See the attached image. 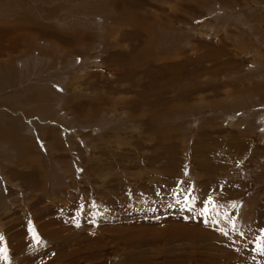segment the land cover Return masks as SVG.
I'll return each mask as SVG.
<instances>
[{
  "label": "rangeland",
  "instance_id": "374dc122",
  "mask_svg": "<svg viewBox=\"0 0 264 264\" xmlns=\"http://www.w3.org/2000/svg\"><path fill=\"white\" fill-rule=\"evenodd\" d=\"M0 61V264H264V0H0Z\"/></svg>",
  "mask_w": 264,
  "mask_h": 264
},
{
  "label": "crops",
  "instance_id": "0c3cea01",
  "mask_svg": "<svg viewBox=\"0 0 264 264\" xmlns=\"http://www.w3.org/2000/svg\"><path fill=\"white\" fill-rule=\"evenodd\" d=\"M9 66V63L8 62H5V61H0V68H6V67H8ZM42 70V69H41ZM39 73H40V71H39ZM37 74H38V71H37ZM18 92H20V90L19 91H17V93ZM14 94V93H13ZM28 94V93H27ZM34 96V95H33ZM37 96H34V99H37L36 98ZM38 109V108H37ZM41 112L43 111L42 109L40 110ZM2 113H0V115H1ZM37 114H40L39 112H38V110H36V111H32V112H30L28 115H37ZM28 115H25L24 117L26 118V117H28ZM39 116H41V117H43V113H41ZM18 119V121H20L19 120V118H17ZM11 121L12 120H10L7 124H5V127L7 126V128L9 129V131L11 132V138L13 139V143L11 144V146L9 147V148H4V146H2L3 147V149L2 150H0V153H3V154H1V155H4L5 157H9V158H11V156H14V159H15V163L17 162V159H19V161L16 163V164H14L13 162H12V164H14V165H20L21 163H22V161L24 160L23 158H21V157H24L25 156V151H23V150H19V146H20V143L21 144H24V147L23 148H26L25 147V145H27L28 146V148L30 149V150H28V151H33L34 149H33V147H31V143H32V139H31V129L29 128V125H26L25 123H24V121L22 122V123H18V124H16L15 122H12L11 123ZM27 124H28V122H27ZM16 129V130H15ZM40 131L41 132H43V127L41 126L40 127ZM12 133H13V135H12ZM52 133H55V132H52ZM14 138H16L15 140L17 141H15L14 140ZM28 148H26V149H28ZM12 149V151H11V154L10 153H8L7 151H10ZM17 150H19V151H21L20 153H18L19 155L22 153V151H23V154H22V156L20 155V156H15V153H16V151ZM4 152H6L5 154H4ZM34 154V153H33ZM36 154V153H35ZM12 159V158H11ZM42 160V159H41ZM41 160H38V161H41ZM41 165H42V163H41ZM32 166H36L35 168H37L38 166L37 165H33L32 164ZM43 167V166H42ZM20 171H22V170H20ZM43 171V170H42ZM27 173V172H26Z\"/></svg>",
  "mask_w": 264,
  "mask_h": 264
},
{
  "label": "snow or ice",
  "instance_id": "6c2138e0",
  "mask_svg": "<svg viewBox=\"0 0 264 264\" xmlns=\"http://www.w3.org/2000/svg\"><path fill=\"white\" fill-rule=\"evenodd\" d=\"M202 203L204 206H203V210H202L201 214L211 220L210 206L218 207V205L216 204V202L211 197H209V199L206 201H202ZM232 207L235 208L236 206L233 204ZM225 218L230 223L232 230L234 232H236L238 236L242 235V233L239 232V229L237 227V221L232 219L230 214L227 215ZM212 222L218 223L215 220H212ZM262 232H264V230H262ZM221 234L224 235L225 237H227L229 235V233L227 231H224V230H221ZM0 239H2V238H0ZM257 248L261 251H264V249H261L259 244L257 245ZM0 257L7 259V250L6 249L0 248Z\"/></svg>",
  "mask_w": 264,
  "mask_h": 264
},
{
  "label": "bare ground",
  "instance_id": "6f19581e",
  "mask_svg": "<svg viewBox=\"0 0 264 264\" xmlns=\"http://www.w3.org/2000/svg\"><path fill=\"white\" fill-rule=\"evenodd\" d=\"M4 15H5V14H4ZM136 21H137V20H136ZM145 21H146V20H145ZM13 25H14V24H13ZM11 26H12V25H11ZM15 27H16V26H15ZM132 28H133V27H132ZM205 54H206V53H205ZM198 56H199V55H197V58H198ZM164 57H165V56H164ZM199 57H200V56H199ZM201 57H202V56H201ZM174 59H175V58H174ZM198 59H200V58H198ZM159 60H160L159 58L156 59V61H159ZM163 60H164V59H163ZM172 60H173V59H172ZM134 69H135V68H134ZM137 78H138V77H137ZM164 108H165V107H164ZM172 111H173V110H172ZM172 111H171V112H172Z\"/></svg>",
  "mask_w": 264,
  "mask_h": 264
}]
</instances>
